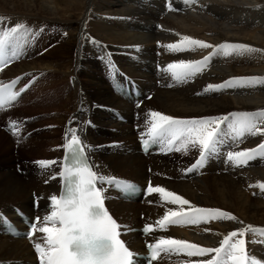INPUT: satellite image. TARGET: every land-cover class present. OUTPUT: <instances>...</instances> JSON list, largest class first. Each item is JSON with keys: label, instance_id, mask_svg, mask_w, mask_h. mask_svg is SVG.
<instances>
[{"label": "bare ground", "instance_id": "obj_1", "mask_svg": "<svg viewBox=\"0 0 264 264\" xmlns=\"http://www.w3.org/2000/svg\"><path fill=\"white\" fill-rule=\"evenodd\" d=\"M0 17L5 18L0 22L3 27L22 22L33 29L41 27L46 33L43 40L37 33L29 39L20 59L0 71V83L21 76L23 85L24 77L36 71L29 77L36 78L39 86L44 84L46 93L40 99L47 100L46 105L57 106L55 117L47 124L65 126L66 123L60 149L54 142L56 129L32 137L35 130L31 126L35 122L29 120L35 116H25L23 123H16L19 132L12 131L14 135L1 133L0 128V146L7 141V146L0 149V158L6 161L16 159L9 147L15 142L19 150L47 149L57 156L42 159L57 162L47 169L38 164L39 168L34 170L23 164L22 174L16 167L13 170L9 164L0 163V220L3 213H14L16 206L40 214L41 218L48 214L49 198L53 194L58 196L60 190L66 134L75 129L90 147L99 174L142 183L151 181L154 186L183 196L192 205L219 208L238 218L169 226L166 231H155L153 240L163 235L218 247L223 235L230 231L249 224L264 228V191L250 187L264 182V158L257 157L243 167H234L226 159L229 151L256 147L264 133L227 141L203 167L192 172L186 169L199 158V151L193 159L191 156L184 161H175L166 153L146 157L139 151L137 142L138 132H148L152 111L179 119H195L264 109V84L204 93L207 85L220 84L232 77H264V0H0ZM183 35L212 45L247 44L259 51L229 57L216 55L203 73L186 83H177L164 71L168 64L200 60L213 51L210 48L169 51L166 45L178 42ZM157 64L162 65L160 70ZM123 74L138 81L144 97L154 93L139 107L137 122H134V102L114 90L115 82L121 81ZM24 98L23 94L9 112L17 110ZM100 99L104 103H98ZM117 112L127 117V122L119 121ZM135 124L140 125L139 131L134 129ZM24 130L30 132L28 140L21 138ZM29 153L32 155V150ZM35 196L39 199L37 211L33 210ZM109 206L130 227L155 223L169 208H178L163 202L156 193L144 204L110 198ZM40 235L37 232L35 240ZM128 238L135 248L143 249L139 233H130ZM247 239L250 256L264 264V239L252 233ZM208 258L162 254L155 264H184ZM35 260L36 254L26 239L0 233V264H32Z\"/></svg>", "mask_w": 264, "mask_h": 264}, {"label": "snow or ice", "instance_id": "obj_2", "mask_svg": "<svg viewBox=\"0 0 264 264\" xmlns=\"http://www.w3.org/2000/svg\"><path fill=\"white\" fill-rule=\"evenodd\" d=\"M4 19L0 17V22ZM34 35V31L22 22L11 27L0 25V70H3L11 60L19 58L23 47ZM166 47L174 53L197 48L213 50L200 60H179L168 64L164 71L177 83H186L203 73L216 55L229 57L259 51L242 43L225 42L212 45L187 35L181 36L178 42L168 44ZM19 79L10 84H0V107L18 99L20 92L14 91L13 88ZM258 84H264V77H232L220 84L207 85L204 93L252 88ZM149 117L147 139L143 141L145 149L150 143H159L168 151L186 152L189 146L199 149V158L186 169V172L203 167L209 157L218 153L220 147L227 141H238L245 135L264 133V128L261 127L264 125V109L195 119H179L152 111ZM10 130L19 132L16 122H12ZM63 147L66 154L63 158L62 171L59 173L63 181L62 191L59 196L51 195L48 214L30 221V230L26 234V237L32 240L39 264H133V252L119 238L121 225L105 208L103 185H114L125 191H134V186L128 182L118 181L114 177H105L94 170L86 151L89 146L81 141L75 129L66 134V143ZM257 157H264V143L257 148L229 151L226 154L227 161L234 167L246 166ZM37 163L42 169H47L57 162L41 160ZM250 187H258L264 191V182H258L257 185ZM147 192L159 194L163 202L177 205L178 208H169L154 224H146L143 228L146 234L157 230L166 231L173 225L188 226L238 220L232 213L219 208L192 205L183 196L162 186H152L149 183ZM37 232L41 234L39 240L33 239ZM249 233L264 239V228L251 224L223 235L218 247H205L188 240L161 235L146 245L149 250V264H154L162 254L164 256L184 254L197 258L210 256L208 259L185 261L184 264H261L250 256L247 250Z\"/></svg>", "mask_w": 264, "mask_h": 264}, {"label": "rangeland", "instance_id": "obj_3", "mask_svg": "<svg viewBox=\"0 0 264 264\" xmlns=\"http://www.w3.org/2000/svg\"><path fill=\"white\" fill-rule=\"evenodd\" d=\"M30 28L34 31V33H37L39 35L41 40H43V38L45 37V34H46V33H44L45 30L41 29V27L34 28V29L32 27H30ZM40 51H42V50L40 49ZM35 73H36V71L33 72V73H30V75L31 74H35ZM29 76H26L25 79L27 80L26 82H29L30 85H32V90L30 89V94H25V98L16 106L17 110L9 112L11 110L10 109V110L6 111L8 113H4V114L0 115V122H6L9 119H13L11 121L16 122L17 124H21V123H23L25 121L23 119V117H25V116L26 117L35 116L33 118L31 117L30 120H29V121H31L32 124H33V122H35L33 124V126H31V129L35 130V133L33 134L32 137H34V135H41V133L44 132V131H49V130L51 131L53 129L54 130L56 129L55 130L54 142L56 144H58V147L60 149L61 141H62L61 134L65 130L66 123H65V126H63L62 124H60L58 126H56V125L55 126L54 125L51 126V124H47V122H50L55 117V113H56L57 110H55L54 108H57V106H56L55 103H51L50 105L49 104L46 105L45 103H46L47 100L40 99L41 96H42V93H46V88H45V86H43L44 84H42V86L37 85L36 78H34V77L30 78ZM41 77H43V76L41 75ZM102 102L103 101H101V99L98 100V103H102ZM39 103H40V105H39ZM106 105H108V104H106ZM1 133H5L6 135L8 134L2 128H1ZM13 133L8 134V135H14ZM22 133H24V134L22 135L21 138L23 140H28L29 136H27V135L30 132H27V130H24L23 132H21V134ZM248 140L249 139H246L245 141H248ZM6 142L7 141H3L2 142L3 145L0 146V149L1 148H5L7 146V145H5V144H7ZM261 143H264V138L260 141V143L256 147H258ZM18 146H19V144L17 142H15V145H13V143H11V146H9V147H11V150H13V153L16 155V159L15 160L6 161L5 158H0V163L7 164V165L9 164V167H11L13 170L16 167L17 171L20 174L23 173V170L25 171L24 165L26 167H31L34 170H37L39 168V165L36 162V160L37 161H41L42 159H51L53 157L54 158L57 157L56 155H54L52 150L48 151L46 149L47 150L46 151L45 149L42 150V149H36V148L35 149H31L33 154L30 155L29 152L31 150H30L29 147L21 148L19 150ZM256 147H254V148H256ZM198 151H199L198 148H192L191 146H189V149L186 152L181 151V152L175 153L176 151L174 150V152L171 155L175 158V161L176 160H179V161L183 160L184 161V160H186V158H190L191 156H192V159H193L195 157V154ZM186 153H190V154L185 155ZM56 170L57 169H55L54 171H51L50 173L53 174L54 172H56ZM180 170L177 171V175H180ZM24 178H26V177L24 176ZM139 203H141V202H139ZM141 204H144V203H141Z\"/></svg>", "mask_w": 264, "mask_h": 264}]
</instances>
